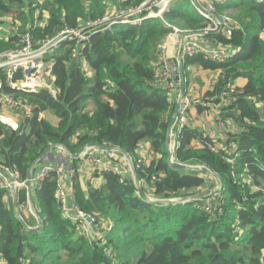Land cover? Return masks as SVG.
Listing matches in <instances>:
<instances>
[{
    "label": "trees",
    "instance_id": "1",
    "mask_svg": "<svg viewBox=\"0 0 264 264\" xmlns=\"http://www.w3.org/2000/svg\"><path fill=\"white\" fill-rule=\"evenodd\" d=\"M23 1L4 0L0 15L17 12ZM104 1L50 0L53 9L46 24L29 30L40 38L53 37L64 28L100 19L105 14ZM126 1L122 6H139L144 0ZM117 2L122 9V1ZM219 5L220 10L236 14L234 21L242 29L233 33L235 38L230 43L240 48L223 64H211L201 56L186 57L184 72L186 77L185 67L197 59L221 70L215 93L231 99L221 119L232 121L238 131L217 142L221 147L214 151L217 145L212 139L185 127L177 133L179 146L174 154L177 161H197L220 177L223 189L211 212L193 208L194 203L152 204L141 195L130 175L121 182L117 175L97 168L94 176L103 178L101 187L87 182L84 190L78 174L72 178L77 207L94 217L99 228L95 233L84 219L73 220L62 214L57 198L59 176L53 171L33 187L44 230L31 235L15 217L10 188L0 177V264H55L54 259L63 258L61 251L71 264H264V41L260 36L264 31V2L225 0ZM167 24L182 32L203 31L210 25L190 1H176L164 12L163 19H148L136 27L119 25L92 35L79 49L80 60L71 59L73 42L64 43L55 55V95L47 89L28 93L4 84L0 93L30 106L31 114L25 116L19 131L7 135L0 128V167L17 170L19 182L25 183L33 164L51 146L62 144L76 152L95 142L129 153L151 197L187 196L211 188L209 176L196 171L178 172L168 165V126L175 101L159 85L156 67L149 61L150 54H156L158 42L171 31ZM11 40L18 45V39ZM8 47L3 44L0 51ZM82 59L93 76L83 69ZM241 78L247 79L245 87L229 94L226 87L235 86ZM89 103L94 104L93 112L87 110ZM49 110L59 117L58 128L40 119V114ZM195 141L202 147H195ZM144 142L149 143L155 158L140 168L137 151ZM231 143L237 146L238 154L233 163L225 153ZM78 160L69 158L68 166L76 169ZM246 177L249 183L243 182ZM18 204L26 223L34 225L35 218H27L23 211L28 206L26 189L18 191ZM234 215L241 224L236 223ZM228 220L231 222L226 223ZM104 225L108 227L100 236Z\"/></svg>",
    "mask_w": 264,
    "mask_h": 264
},
{
    "label": "built area",
    "instance_id": "2",
    "mask_svg": "<svg viewBox=\"0 0 264 264\" xmlns=\"http://www.w3.org/2000/svg\"><path fill=\"white\" fill-rule=\"evenodd\" d=\"M173 1L184 0H156L153 4L145 1L140 8L138 6V9L135 7L117 10V13H115L119 17L114 15L105 16V18L102 20L91 22L90 24L87 23L84 27L79 29L64 28L53 37L36 39L31 34L23 35L19 38L18 47L0 51V73L4 76L8 87L12 90H23L28 93H36L44 88H50L51 84L55 82L53 78L54 76L52 74L53 61H50V58L61 50L64 43L67 41H76L81 45L85 44L91 35L96 33H104L107 30H112L118 25H129L136 27L141 26L148 19H163L164 12L170 8V6L173 4ZM188 1H190L191 5L194 7V10L198 14L209 19L210 16L208 15L213 7L211 4H214L215 2H223L225 0ZM173 32L179 33L178 30H174ZM228 34H232V32L228 31ZM182 54L183 56H188L190 58L201 56L207 62L223 64L231 56H233L234 51L225 47H219L215 49L205 48L195 41H185L182 47ZM158 56L161 66L156 79L158 83L161 84L171 95L175 94L179 85L176 63L174 61V57L169 53L167 43L164 42L159 46ZM226 88L231 95L237 93L235 86L232 84H229ZM228 102L231 103V99H228ZM7 104L13 108L19 106V102L13 96L8 97ZM194 105L195 103L190 97L186 96L183 99L176 124V129L178 132L185 127L190 126L192 121L191 110ZM204 136L208 137L206 135ZM56 148H58L57 150L59 151L60 159V165L58 169L43 167L41 171L37 173L35 177H33L32 187L42 184L53 171H57L58 174H62L64 172V167L68 164V159L70 157L69 155L64 156L63 147L59 146ZM213 150L216 151L218 149L215 147ZM228 150H232L234 152V155L229 154V162L233 163L232 161H235L238 157V154H236V148L234 145H232L230 148H228ZM251 151L252 150H250V152ZM92 153L93 151L90 152V154ZM90 161L92 167L99 168L102 171L111 172L117 175L121 182L125 181L130 171L127 161L125 160V164H123L120 160L115 158V155L107 157H92ZM143 165V161L139 159L138 167L141 168ZM5 171L12 175L14 180H16V184L19 186L27 185L28 180L25 183L19 182V173L17 170L5 169ZM69 171L70 174L73 175L74 171L72 168H70ZM153 179L155 180L156 178L153 177ZM57 198L65 216L70 218L72 217L73 220H77L79 218L84 219V217L87 215L77 206L75 207L74 216L70 214L68 207V193L60 185L57 189ZM195 205L197 207L196 209L202 212H209L212 210L210 198L208 197L197 200ZM219 213L221 214V212ZM92 220L95 222L94 217H92Z\"/></svg>",
    "mask_w": 264,
    "mask_h": 264
},
{
    "label": "crops",
    "instance_id": "3",
    "mask_svg": "<svg viewBox=\"0 0 264 264\" xmlns=\"http://www.w3.org/2000/svg\"><path fill=\"white\" fill-rule=\"evenodd\" d=\"M174 2L176 1H173V3ZM223 3L224 1L215 2V4L217 5L223 4ZM37 10L38 9L35 7L34 11L37 12ZM17 15H19V13H16V12H14L13 14L2 13L0 15V46L2 44H8L9 46L8 48L3 49V50L13 49L19 46V38L21 35L20 36L17 35L18 27H16V25L14 24V18H13V16L16 17ZM217 16L223 19V22H221L215 16L213 17L214 21L217 23V26L215 25V27H220L218 32L217 30H213L211 27H207L203 31H196V32L195 31H185V32L179 31V33H175L171 29L170 33L164 39L165 43L168 44L169 53L174 58L176 57L175 63L177 67L176 70H177V75H178L179 80H180L179 56H180V52L182 51V47L185 41H195L198 44H200L202 47L212 48V49L223 47V45L225 44L229 50H232L234 52L240 48L236 44L230 43L232 39L229 40L228 38H226L227 32L229 30H232V32L235 33L239 29V26L235 22H231L230 20L228 21L225 17L219 16V15ZM167 26L170 28V25L167 24ZM12 38L18 39L17 40L18 45H15V42L11 40ZM176 60L178 63L176 62ZM184 61L185 60L183 59V64H184ZM84 64H87V62L85 61ZM185 70H186V75H187L186 76L187 96L190 97L195 103L194 107L191 110L192 121H191L190 127L196 130L197 132H199L200 134L208 136L218 146L217 142L225 141V137L228 136V133L233 132L234 134L235 132L238 131V128L232 121L230 120L224 121L221 119L222 111L225 108V106H227L229 103L228 99L226 100L223 96L220 97L218 96V94L215 93V86L217 82L219 81V79L222 77L221 70L206 66L201 61V59H197L195 62H191L189 65L185 67ZM87 71H88V76H93V72L89 69V67ZM3 78L4 76L0 73V86H2L0 87V90L3 89L4 84L7 85L6 80ZM55 82L51 84L50 88H44V89L50 90V92L53 95H55L57 92L54 86ZM246 84H247V79L245 78L238 79L234 83L235 87H237L239 91L242 90ZM178 88L176 90V93L171 95V99L174 101H177L179 98V97L177 98V96L178 94L180 95V82H179ZM10 96L11 95H7L4 92L0 93V128H1V131H3L7 135L10 134L11 131H19L20 127L23 124L25 116L31 114V107L24 106L20 100L16 99L19 102V106L14 107V108L9 106L7 104V99ZM87 110L90 112H93L94 104L89 103L87 106ZM40 119L47 121L53 128H58L61 123L59 117L51 110L41 113ZM1 140H2V136H0V141ZM73 142L76 143L77 139L74 138ZM194 146L197 148L202 147L199 141H195ZM234 147L236 148V145H234ZM92 151L93 153L90 154V152ZM111 155H115V158L120 157L119 160L123 164H125L126 159L121 154L108 152V151H101L99 149H94V150H88L85 156H83L77 162L75 161L76 169L75 168L73 169L71 166H67L68 165L67 164L64 167V172L62 174H58L59 185L63 187L68 193V197H69L68 207L70 210V214H72V216H74L75 207L77 206V204H76L75 196L73 194V180L74 179H72V176L70 174V171H69L70 168H72V170L74 171L73 175H75V173L78 174L80 181H81V185L84 188V190L87 189V182H91L96 187H101L104 184V180L102 177L100 178L98 176L96 177L94 176V172L97 168H94L91 166L90 160L92 157H107ZM137 156L139 159L143 161L145 165H150L151 162L155 158L154 153L150 149L149 143H145V142L139 146L138 151H137ZM58 157H59V151L55 147L52 149L51 153L45 159L38 162L35 172H34V177L37 175V173L41 171L43 167L58 169L60 165V159ZM6 173L9 174L11 178L14 180V178L9 172H6ZM128 175H130L134 181L133 175L130 171ZM0 177L3 179V181L8 186V182L6 181V179H4L1 175ZM142 184L144 185V183ZM34 194L35 193L33 191V208L30 205L29 197H28V206L23 207L24 214L27 216V218H29L31 215L35 218L34 225L30 226L33 228L38 226V221L36 220V217L34 215V211L35 210L38 211L35 205V200H34L35 195ZM148 196L151 199H153V197H151L150 195ZM9 197L12 198V203H13V193L11 190H10ZM107 227L108 225L103 226L104 231L107 229Z\"/></svg>",
    "mask_w": 264,
    "mask_h": 264
},
{
    "label": "rangeland",
    "instance_id": "4",
    "mask_svg": "<svg viewBox=\"0 0 264 264\" xmlns=\"http://www.w3.org/2000/svg\"><path fill=\"white\" fill-rule=\"evenodd\" d=\"M30 1V2H29ZM122 1V4H120L121 6L125 3V1L126 0H121ZM128 1V0H127ZM126 1V2H127ZM133 1V0H132ZM150 2L151 4H153L154 3V1H156V0H144L143 2H142V4L141 5H139V8L144 4V2ZM259 3H262V2H264V0H257ZM4 2V0H0V3L2 4ZM24 2V4H23V6L21 7V8H16L18 11L16 12V13H21V15H17L16 17H14L13 16V18H14V24L16 25V27H18V29H17V35H21V36H23V35H26V34H31V35H33L36 39H40V36H36L35 34H33V31H30L29 30V28L30 27H32L33 29L34 28H40V27H43L45 24H46V22H47V20L50 18V16H51V12H52V5L49 3L50 2V0H25V1H23ZM129 3H131V1H128ZM133 3V2H132ZM7 4V3H6ZM103 4H105V11H104V15L99 19V18H95V19H89V20H86V21H84V23L83 24H80L78 27H75V28H73V29H79V28H82V27H84L85 26V24H87V23H91V22H95V21H99V20H102L103 18H105V16H112V15H114V16H117V10H119V9H121V8H118V2L117 1H115V0H105L104 2H103ZM8 5H10V4H7V6ZM34 5H36V6H34ZM213 7H212V10L210 11V13H209V15L208 16H210L209 17V19L208 18H206V19H208V21H209V23H210V25L208 26V27H211L213 30H217V32L219 31V28L220 27H215V25L217 26V23L214 21V19H213V17L214 16H217V15H219V16H222V17H225L228 21L230 20L231 22H235L234 21V17L236 16V14L234 13V12H232V11H223V10H220V5H217V4H211ZM35 7L38 9L37 10V12H35L34 10H35ZM41 7H45V9L44 10H42V8ZM135 7H137V9H138V6H134L133 4H125L124 6H122V9H124V8H135ZM134 10H136V9H134ZM0 12H1V9H0ZM116 12V13H115ZM117 17H119V16H117ZM15 19H16V21H15ZM124 19V18H123ZM86 22V23H85ZM119 26V25H118ZM219 26V25H218ZM170 28L172 29V31H174V30H178V31H180L177 27H175V26H171L170 25ZM239 29L241 30L242 28L239 26ZM238 29V30H239ZM237 30V31H238ZM229 31H231L232 32V30H229ZM233 35V32H232V34H228V32H227V36H226V38H228L229 40L230 39H232L233 37L235 38V35L234 36H232ZM20 36V37H21ZM92 36V35H91ZM90 36V37H91ZM261 39L264 41V31H263V33H261ZM90 39V38H89ZM88 39V40H89ZM87 40V41H88ZM86 41V42H87ZM71 42V41H70ZM73 42V45H72V47H71V59H72V61H75V60H80V52H79V50H78V48L80 47H83L85 44H81L80 45V43H78V42H76V41H72ZM165 42V40H162V41H160V42H158V44H157V46H156V50H155V52H156V54L154 53V51L150 54V56H149V61L152 63V65H153V67L155 68L156 67V76L158 75V73H159V71H160V66H161V63H160V59H159V56H158V48H159V46L162 44V43H164ZM3 45V44H2ZM223 47H225V48H227V46L224 44L223 45ZM79 48V49H80ZM2 49V48H1ZM0 49V50H1ZM57 54V53H56ZM55 54V55H56ZM55 55L53 56V57H51L50 59V61H53V66H52V74H53V78H54V81H56V76L54 75V73H53V67H54V64H55ZM182 56H183V54H182ZM186 57H188V56H183V59L185 60V58ZM199 57V56H198ZM203 58V57H202ZM127 59H128V57L126 56V55H124V61H127ZM175 59H176V57L174 58V61H175ZM203 60H204V58H203ZM205 61V60H204ZM228 61V60H227ZM226 61V62H227ZM82 62H83V69L85 70V71H87L88 70V64H84V62H85V59H82ZM176 62H177V60H176ZM178 63V62H177ZM212 64V63H211ZM177 68V67H176ZM178 76V75H177ZM53 81V80H52ZM179 82H180V80H179V78H178V84H179ZM159 85H161V84H159ZM162 86V85H161ZM163 87V86H162ZM164 88V87H163ZM237 88V87H236ZM178 90H179V88H178ZM238 90V88L236 89V91ZM179 97V94H178V96H177V98ZM176 98V99H177ZM179 99V98H178ZM178 101V100H177ZM177 101H175V106H176V104H177ZM90 104H92V103H90ZM259 107H262V105H259ZM222 114H223V112H222ZM222 116V115H221ZM177 133H178V131H177V129H176V126H175V128H174V131L172 132V145H171V149H172V151L174 150V154H175V150L177 149V147L179 146V144H178V142H177ZM89 143H92V142H89ZM89 143H87V144H89ZM93 143H95V142H93ZM87 144H85L84 146H86ZM216 144V143H215ZM232 145H234L233 143H231L230 145H228L227 147H226V149H225V153L229 156V154L230 155H234V152L231 150H228V148H230ZM55 147H59V146H61V147H64L67 151H65L64 150V156L65 155H69V154H73V155H75V154H77L79 151H80V149L82 148V147H84V146H82L78 151H76V152H71L65 145H62V144H56V145H54ZM218 146L219 147H221V145L220 144H218ZM218 146H216L217 147V149H219L218 148ZM236 148H237V146H236ZM56 149H58V148H56ZM91 150H94V149H91ZM67 157V156H66ZM70 157V156H69ZM59 158V157H58ZM61 158V157H60ZM71 159V158H70ZM174 160H175V162H178V163H181V164H185V165H192V166H194V167H202V166H204V165H201L200 163H198L197 161H189V162H186V163H183V162H179V161H177L176 159H175V155H174ZM205 167V166H204ZM74 173V172H73ZM201 174H204V173H201ZM72 176V178L74 177V175H71ZM204 176H206V174H204ZM209 180H212V182H213V185H212V187L211 188H206V190H202V191H199V192H197V193H195V194H191V195H187V196H184V195H177V196H173V197H170V198H164V199H157V198H154L153 197V199L154 200H180V199H183V198H189V197H193V196H195V195H199V194H203V193H205V192H207V191H209V190H212V189H217L218 191L216 192V193H214L213 195H211L210 197H208V198H210V202H211V207H212V209H213V206H214V204L217 202V195H219L220 193H221V191H222V189H223V185H221V186H219L218 185V183H217V181L213 178V177H211V176H209ZM81 182V181H80ZM243 182H250V180H249V178H245L244 179V181ZM197 201V200H196ZM196 201H194V202H192V203H194L193 204V208H197L196 207V205H195V202ZM226 203V202H225ZM224 205V204H223ZM192 208V210H194ZM209 212H211V211H209ZM212 214V213H211ZM235 216V215H234ZM213 217H214V215H213ZM212 217V218H213ZM236 218V223H238V224H241L240 223V221L238 220V217H237V215L235 216ZM228 222H231V220H228V221H226V223H228ZM240 231V234H244V230H239ZM105 232L106 231H104V229L101 231V235L100 236H103L104 234H105ZM109 234V233H108ZM61 255H62V259L60 260V259H54L53 260V262L55 263V264H71L70 263V260H68V259H66L65 258V254H64V252L63 251H61V253H60Z\"/></svg>",
    "mask_w": 264,
    "mask_h": 264
},
{
    "label": "water",
    "instance_id": "5",
    "mask_svg": "<svg viewBox=\"0 0 264 264\" xmlns=\"http://www.w3.org/2000/svg\"><path fill=\"white\" fill-rule=\"evenodd\" d=\"M217 19H219L221 22H223V19L215 16ZM179 76H180V96L178 99V102L175 106L174 112H173V117L172 120L168 126V136H167V146H168V165L170 166V168L172 170L178 171V172H188V171H196V172H201L206 174L207 176H211L213 177L219 186L223 185L222 181L220 179V177L218 175H216L215 173H213L209 168H207L206 166H202V167H194L192 165H185V164H181L178 162H175L174 160V151H172V149L170 148L172 145V132L173 129L175 128L177 121H178V116H179V111H180V107L182 105V101L183 99L187 96V81H186V77H185V72H184V64H183V56H182V51L180 52V56H179ZM55 148V146H51L45 153H43V155L33 164L31 171L29 173L28 176V182L27 185H18L16 184V182L11 178V176L9 174H7L3 169L0 168V175L6 179V181L8 182V186L10 188V190L13 193V209H14V215L15 217L20 221V223L23 225V227L27 230V232L31 235H36L41 233L44 230V222L41 219V216L39 214V212L37 210L34 211V215L36 217V220L38 221V226L33 228L30 227L26 221L23 219L20 209H19V204H18V191L21 189H26L27 190V194L29 197V201H30V205L33 208V187H32V180L34 177V172L36 169V166L38 164V162H40L41 160L45 159L52 151V149ZM64 148V147H63ZM91 149H99L101 151H108V152H113V153H118L121 154L125 157V159L128 161V165L130 168V171L133 175L134 178V182L136 187L138 188V190L140 191L141 195L150 203L152 204H156V205H176V204H186V203H192L196 200H201L207 197H210L211 195H213L214 193H216L218 190L217 189H212L209 190L203 194H199V195H195L193 197H189V198H183L180 200H154L151 199L145 192L144 189V185L140 182V179L138 177L137 174V170L136 167L134 165V162L132 160V156L127 153L126 151L117 148V147H113L110 145H100L98 143H89L86 146L82 147L80 149V151L73 155V154H69L70 158L72 159H81L83 156H85V154L87 153L88 150ZM65 151H67L64 148ZM88 205L91 209L92 212L95 211V208L92 204V202L90 200H88ZM84 220L87 222V224L90 226V228L95 232L98 233L99 232V228L96 226L95 222L92 220V216L90 214H87L84 217Z\"/></svg>",
    "mask_w": 264,
    "mask_h": 264
},
{
    "label": "bare ground",
    "instance_id": "6",
    "mask_svg": "<svg viewBox=\"0 0 264 264\" xmlns=\"http://www.w3.org/2000/svg\"><path fill=\"white\" fill-rule=\"evenodd\" d=\"M6 120V119H5ZM173 131H174V129H173Z\"/></svg>",
    "mask_w": 264,
    "mask_h": 264
}]
</instances>
